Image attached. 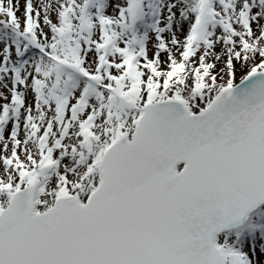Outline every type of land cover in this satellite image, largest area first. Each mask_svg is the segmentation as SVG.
<instances>
[{"label":"snow or ice","instance_id":"1","mask_svg":"<svg viewBox=\"0 0 264 264\" xmlns=\"http://www.w3.org/2000/svg\"><path fill=\"white\" fill-rule=\"evenodd\" d=\"M0 264H264V0H0Z\"/></svg>","mask_w":264,"mask_h":264}]
</instances>
